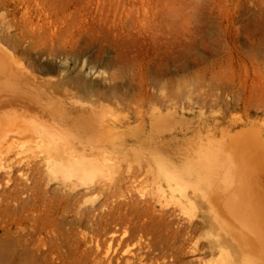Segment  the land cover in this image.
<instances>
[{"label":"rangeland","instance_id":"obj_1","mask_svg":"<svg viewBox=\"0 0 264 264\" xmlns=\"http://www.w3.org/2000/svg\"><path fill=\"white\" fill-rule=\"evenodd\" d=\"M0 50V264H264V0H0ZM46 169L114 193L58 211Z\"/></svg>","mask_w":264,"mask_h":264},{"label":"bare ground","instance_id":"obj_2","mask_svg":"<svg viewBox=\"0 0 264 264\" xmlns=\"http://www.w3.org/2000/svg\"><path fill=\"white\" fill-rule=\"evenodd\" d=\"M13 25V24H12ZM2 51V50H0ZM1 53V52H0ZM1 56V54H0ZM3 57V56H2ZM6 57V56H5ZM6 59V58H5ZM8 60V59H7ZM2 61V60H0ZM15 62V61H14ZM13 62V63H14ZM16 63V62H15ZM5 64V63H4ZM9 65V64H8ZM7 68V67H6ZM16 70V69H15ZM11 75V74H10ZM9 75V76H10ZM19 75V74H17ZM12 77V76H11ZM18 77V76H17ZM16 77V78H17ZM13 78V77H12ZM11 78V79H12ZM15 79V78H14ZM24 79V78H23ZM23 79L21 78V81H23ZM26 80V79H24ZM53 80V79H52ZM5 81V80H4ZM15 81V80H13ZM56 81V80H55ZM54 81V82H55ZM38 82V81H37ZM58 82V81H57ZM27 83H29L27 81ZM56 83V82H55ZM45 84V83H44ZM49 84V83H48ZM47 84V85H48ZM60 84V83H59ZM5 85V84H4ZM58 85V84H57ZM51 86V85H50ZM9 87V86H8ZM44 87V86H43ZM49 87V86H47ZM60 87V86H59ZM32 91H35L37 94H41V93H44V91L41 89V86L39 83H34L33 82V85L31 87ZM10 89V88H9ZM49 89V88H47ZM60 89V88H59ZM18 90V89H17ZM70 90V89H68ZM48 91V90H47ZM56 91V90H55ZM63 93L65 91H62ZM55 93V92H54ZM70 93V92H69ZM76 93V92H75ZM13 94V93H12ZM57 94V93H56ZM68 93H66L67 95ZM10 95V94H9ZM60 95V94H59ZM71 95V94H70ZM78 95V94H77ZM57 96V95H56ZM74 96V95H73ZM52 97V95H51ZM54 97V96H53ZM60 97V96H59ZM65 97V96H64ZM70 97V96H69ZM68 97V98H69ZM79 97V96H78ZM71 98V97H70ZM35 99V98H34ZM38 99V98H37ZM52 99V98H51ZM64 99V98H62ZM93 99V98H92ZM14 100V99H13ZM17 100V99H15ZM19 100V99H18ZM30 100V99H29ZM41 100V99H39ZM60 100V99H59ZM73 100V99H72ZM95 100V99H94ZM3 101V100H2ZM20 101V100H19ZM18 101V102H19ZM35 101V100H34ZM33 101V102H34ZM43 101V100H42ZM49 101V100H48ZM69 101V100H68ZM17 102V101H16ZM43 102H47V101H43ZM85 103V101H83ZM98 102V100H97ZM22 103V102H21ZM95 103V102H94ZM101 103V102H100ZM2 104V103H1ZM0 104V106H1ZM11 104H12V101H11ZM103 104V103H102ZM14 105V103L12 104ZM20 105V104H19ZM22 105V104H21ZM36 105V104H35ZM41 105H43V103H41ZM52 105V104H51ZM17 106V105H16ZM33 106V105H32ZM96 105H94L95 107ZM99 106V105H98ZM97 106V108H98ZM105 106V105H104ZM10 107V106H9ZM34 107V106H33ZM69 107V106H68ZM100 107V106H99ZM16 108V107H14ZM31 108V107H30ZM39 108V107H38ZM78 108V107H77ZM80 108V107H79ZM103 108V107H102ZM105 108V107H104ZM40 109V108H39ZM69 109V108H68ZM82 109V108H81ZM99 109V108H98ZM95 110V109H94ZM22 111V110H21ZM31 111V110H30ZM106 111V110H105ZM61 112V111H60ZM37 113V112H36ZM43 113V111H42ZM66 113L68 116H70L71 118L73 117V120L74 122L77 124L78 128L80 127V129H82V126H87V123L89 122V119L91 118V113H89L88 111H83V110H75V109H69V110H66ZM42 115V114H41ZM47 115V114H45ZM31 116H34L35 115H32V112H31ZM41 117V116H40ZM45 117V116H44ZM51 117V116H50ZM98 118V117H97ZM3 119V118H2ZM2 119L0 118V122H2ZM29 119V117H28ZM32 119V118H30ZM51 119V118H50ZM69 119V118H68ZM35 120V119H33ZM45 120V119H44ZM37 121V120H36ZM40 121V120H39ZM50 121V120H48ZM70 121V120H69ZM113 121V120H112ZM52 122V121H51ZM65 122V121H64ZM33 124V121L30 122ZM35 123V121H34ZM67 123V122H66ZM90 123V122H89ZM60 124V123H59ZM48 125V124H47ZM50 125V124H49ZM64 125V123H63ZM7 126V125H6ZM41 126V125H40ZM57 126V124H56ZM76 126V125H74ZM39 126H37L36 128H38ZM53 127V126H52ZM60 127V126H59ZM65 127V126H64ZM10 128V127H7V129ZM42 128V127H41ZM76 128V127H75ZM39 129V128H38ZM56 130V129H55ZM13 131V130H12ZM41 131V130H40ZM61 131V130H60ZM63 131V130H62ZM14 132V131H13ZM59 132V131H58ZM69 132V131H68ZM20 133V132H19ZM43 133V132H41ZM45 133V132H44ZM74 133V132H73ZM15 134V132H14ZM40 135V133H38ZM56 134V133H55ZM68 134V133H67ZM47 135V134H45ZM62 135V134H61ZM41 136V135H40ZM69 136V135H68ZM67 136V137H68ZM73 136V135H72ZM8 137V131L7 130H3V132L0 134V141L2 139H6ZM105 137V136H104ZM44 138V137H43ZM60 138V137H59ZM49 139V138H48ZM66 139V138H65ZM42 140V139H41ZM67 140V139H66ZM93 140V139H92ZM3 141V140H2ZM1 141V142H2ZM65 141V140H64ZM0 142V144H1ZM14 142V141H13ZM72 144L74 143L73 141H71ZM6 143V142H5ZM47 143V142H45ZM52 143V142H50ZM79 144V142L76 141L75 144ZM71 143L70 144H67V143H64V144H59V145H53V146H49V144H47L49 147L47 149V153H48V156H47V160H46V165L47 167H50L52 170V172H56V169H59L61 170L63 173L66 172V175L68 176H77L80 171L82 169H86V168H89L91 165V163H94V162H97L98 161V155L99 154H102V156H107V153H108V149L106 148H94L93 146H73ZM10 143L9 145L7 146L8 148L6 149L7 152H8V149H13L10 147ZM42 145V144H41ZM12 146V145H11ZM14 146V145H13ZM15 148V147H14ZM9 149V150H10ZM6 152V151H5ZM16 152V151H15ZM40 154V153H39ZM5 155V154H4ZM3 155V156H4ZM41 163V162H40ZM52 172H50L48 169H46V175L41 177L40 179H37V180H34L32 181V183H30L27 191H28V195L30 198H34L35 196H39V198L41 199V201L43 203H46V204H51L52 205V201H54L56 203V209L59 211L60 208H61V211L62 212H65L66 210V207H62V204L67 202L69 204V202H73V203H76L77 200H79V197L85 195L87 192H92V190L96 189H99L101 190L102 192L106 193V195H113L114 193V190H112L111 187H108L106 185H103V184H98V185H94V184H86L84 187H83V192H80L78 190L77 187H80L81 186V183L79 181H77V177L72 179V177H68V176H64L62 178H59L57 176H54L52 174ZM62 173V174H63ZM77 181V183H76ZM30 182V181H29ZM56 183L54 186L51 185V183ZM28 183V182H27ZM36 184L39 185L40 187V193L39 194H36L35 190H36ZM80 185V186H79ZM118 185H121V184H118ZM93 190V191H94ZM97 191V190H96ZM15 196V195H14ZM79 196V197H78ZM24 197V196H23ZM71 200V201H70ZM4 203V202H3ZM232 204V203H231ZM248 203L239 199L237 200L235 203H234V209L235 211L238 213L240 219L242 221H247V220H250V216L248 215V213L246 212L247 211V205ZM36 212V211H34ZM43 213V212H42ZM39 214V213H38ZM40 215V214H39ZM42 215V214H41ZM90 215V214H89ZM31 216V215H30ZM33 217V216H32ZM35 217V216H34ZM87 219H91V217L89 216ZM47 227H41L40 228V234L43 233V231H46ZM39 240L42 242V238H39ZM110 263V262H109Z\"/></svg>","mask_w":264,"mask_h":264}]
</instances>
